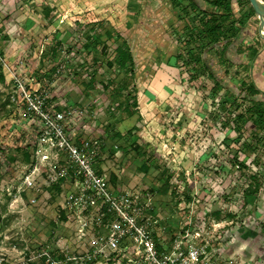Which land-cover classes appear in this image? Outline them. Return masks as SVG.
I'll list each match as a JSON object with an SVG mask.
<instances>
[{"label": "rangeland", "instance_id": "rangeland-1", "mask_svg": "<svg viewBox=\"0 0 264 264\" xmlns=\"http://www.w3.org/2000/svg\"><path fill=\"white\" fill-rule=\"evenodd\" d=\"M230 4L237 38L224 50L217 44L202 55L213 77L205 72L189 80V72L175 63V31L181 34L191 18L171 0H0V59L28 88L44 91L51 109L72 112L65 128L73 138L100 141L103 151L95 166L106 176L116 175L115 191L160 190L166 182V193L150 196L161 226L167 231L187 223L203 226L212 241L226 245L231 259L249 264L252 247L261 248L264 262V197L261 191L243 192L248 185L240 176L244 172L230 159L236 153L238 162L250 165L246 175L264 177V122L254 129L245 123L242 138L257 143L252 150L238 140L231 115L234 105L247 107L252 100L264 109V39L248 1ZM43 13L50 16L48 24ZM244 15L246 20L239 21ZM93 28L99 38L92 43L85 39ZM116 31L132 49L134 76L106 64L114 54L109 48L104 55L101 47L110 45ZM97 60L101 66L95 69ZM252 83L259 90L256 95L246 90ZM119 84L125 86L121 94L115 91ZM12 88L0 84V102ZM127 90H136L138 97L131 117L122 110ZM14 123L26 133L22 142L19 130L10 127ZM37 127L19 104L0 106V147L5 157L14 156L0 160V264H40L43 253L78 254L91 231L80 238L79 221L85 215L63 208L71 191L67 180L55 197L44 173H33L32 185H24L28 166L15 147L34 140ZM134 145L139 153L124 150ZM45 153L53 154L50 149ZM40 155L38 163L47 165L48 158ZM152 232L161 234L157 226Z\"/></svg>", "mask_w": 264, "mask_h": 264}, {"label": "built area", "instance_id": "built-area-1", "mask_svg": "<svg viewBox=\"0 0 264 264\" xmlns=\"http://www.w3.org/2000/svg\"><path fill=\"white\" fill-rule=\"evenodd\" d=\"M0 65L8 72L13 87L10 102L19 104L23 114L38 123L36 162L24 176V185L31 186V175L43 173L39 166H47L46 184L64 179L70 185L63 208L79 210L86 216L80 219L78 228L80 238L89 234L83 241L85 247L68 256L66 264H242L227 256L226 245L212 241L203 226L187 223L170 233L154 216L150 196L137 191H115L104 172L98 173L95 166L100 141L90 139L77 144L65 128L72 112L51 109L44 91L28 88L25 80L1 59ZM49 149L51 156L45 153ZM39 155L48 158L47 165L38 163ZM153 226L161 234L154 236ZM46 256L51 264L57 263Z\"/></svg>", "mask_w": 264, "mask_h": 264}, {"label": "trees", "instance_id": "trees-1", "mask_svg": "<svg viewBox=\"0 0 264 264\" xmlns=\"http://www.w3.org/2000/svg\"><path fill=\"white\" fill-rule=\"evenodd\" d=\"M183 0H171L173 6L179 7V9L185 14L186 16L191 18V22H187L184 25L183 31L181 34H178L177 31H175V41L177 42V48L178 51L175 54V63H180L181 66H183L184 69H186L189 72V80H194L198 76L202 78V75L206 72L209 76L213 77L212 72L210 71V68L203 60V52L205 50L214 48L217 44L221 45L222 49L224 50L228 44L232 42V40L237 38L238 30L235 27L236 19L234 18L233 9L231 7V0H202L205 1L208 5L207 7H202L199 4H197L194 0H185L186 4L182 5ZM248 1V0H246ZM251 14L254 15V12L252 8L250 7ZM43 19L45 20V23L50 22V16L48 13H43ZM255 16V15H254ZM243 18V20H241ZM242 18L239 21H245L246 16H242ZM193 19H195L193 21ZM96 24H100V20L95 21ZM109 37H112L110 33H108ZM112 42L110 45L103 44L101 47V51L104 55H106V50L111 49L112 53L114 54V57L112 60L108 59L106 61V64L110 68H116L119 70H125L129 73V75L134 76L135 74V57L132 52V49L130 48L128 42L126 39L118 32L116 31L113 35ZM99 38L98 33L95 32L94 28L91 29L88 37L85 39L86 41L90 39L93 42H95ZM121 40V43H118L117 41ZM256 53V52H255ZM93 66L95 69L99 68L101 66L100 61H95L93 63ZM10 79L8 78L7 74L3 70L2 66L0 65V84L4 85V87H9L10 85ZM127 84V83H126ZM93 85V84H92ZM105 88L107 85H104ZM218 86V82L215 80L212 87L210 88L211 93H216V88ZM249 90L250 94L256 95L259 93V90L255 87V85L252 83L248 85L247 89ZM115 91L118 94H121V92L125 91L124 84H119L115 86ZM247 92V91H246ZM125 103L122 106V110L126 113V116L131 117L137 108L138 105V97L136 90L133 91H126L125 93ZM10 104L11 102L9 100V94H6V98L0 102V106ZM232 110L235 112V114L231 115V122H232V130L236 133L238 136V140L240 138L241 144L244 147H247L252 150H257L256 146L257 143L255 141L248 142V140L242 138V134L246 132L245 123H250L253 126V129L256 128V126L259 124H263L264 122V109L262 107V104L260 102L251 101V105L247 107H240L239 104H236L233 106ZM232 111V112H233ZM23 120V119H22ZM21 120V121H22ZM35 120V119H34ZM20 121V122H21ZM23 122V121H22ZM10 127H13L15 130H19V138L18 140L24 139L26 133L21 130L20 131V125L19 123L11 124ZM37 136H38V127L37 131L34 137V140L32 139L30 142L20 145V142H17L18 145H16L15 150L21 153L23 163L28 166V170L30 167L36 162L35 158V151L37 149ZM77 144H81L84 140V138L80 137H74ZM251 147V148H250ZM128 148V149H127ZM261 148V146H260ZM124 150H134L139 153V147L138 145L128 146L125 147ZM103 151V146L101 145L100 152L98 154V157L100 156V153ZM262 153L261 155L264 156V148L261 149ZM4 151L0 147V160H12L14 159V156L5 157ZM236 153L232 155L230 162L233 163L236 168L240 172V176L246 178L248 185H246L245 189H243V192L245 191L247 195H256L259 190L261 189L262 185V178L261 176L256 173H250L246 175V170H248L249 164H246L242 161H239L236 159ZM202 158V156H201ZM256 164L257 160H255ZM1 164V163H0ZM40 169L44 172H46L47 168L43 166H39ZM142 171H147L148 166L146 164L141 165ZM98 173H102L103 171L99 168H97ZM45 174V173H44ZM108 183L112 188H115V183L117 180L116 175L113 173H109L107 175ZM64 185V179H59L55 183H50L47 186L48 192L52 193L53 197L58 196L62 191V186ZM169 186L165 182L164 185L161 186V189H142V193L148 196H153L154 193L158 194H164L167 192ZM186 201L189 200V197L186 196ZM206 215V213H205ZM59 217L61 221H66V215L64 211L59 212ZM219 221V220H218ZM217 221V222H218ZM170 233L172 231H169ZM47 255H49L47 253ZM69 255L64 254L63 252H55L51 253L49 257L56 261V264H66V259ZM47 256L43 253L40 255V264H51L49 261H47ZM68 264H71V261L67 262Z\"/></svg>", "mask_w": 264, "mask_h": 264}, {"label": "water", "instance_id": "water-1", "mask_svg": "<svg viewBox=\"0 0 264 264\" xmlns=\"http://www.w3.org/2000/svg\"><path fill=\"white\" fill-rule=\"evenodd\" d=\"M254 15L258 21L257 32L261 39H264V1L263 0H248Z\"/></svg>", "mask_w": 264, "mask_h": 264}, {"label": "crops", "instance_id": "crops-1", "mask_svg": "<svg viewBox=\"0 0 264 264\" xmlns=\"http://www.w3.org/2000/svg\"><path fill=\"white\" fill-rule=\"evenodd\" d=\"M259 191H261L260 193H262V195L264 197V177H262V185H261V189ZM262 214L264 215V212H262ZM260 220L264 221V216H262L260 218ZM237 237H235V238H237ZM252 248H254V253H251L249 264H264V262L261 261L262 260V258H261V248L260 247H252ZM226 251L227 250H225V252Z\"/></svg>", "mask_w": 264, "mask_h": 264}]
</instances>
